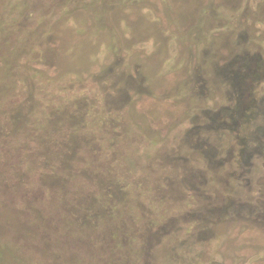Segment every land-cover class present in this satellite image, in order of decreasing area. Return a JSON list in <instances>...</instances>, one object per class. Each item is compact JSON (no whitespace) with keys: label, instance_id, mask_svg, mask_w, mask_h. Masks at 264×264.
Instances as JSON below:
<instances>
[{"label":"rangeland","instance_id":"1","mask_svg":"<svg viewBox=\"0 0 264 264\" xmlns=\"http://www.w3.org/2000/svg\"><path fill=\"white\" fill-rule=\"evenodd\" d=\"M0 264H264V0H0Z\"/></svg>","mask_w":264,"mask_h":264}]
</instances>
